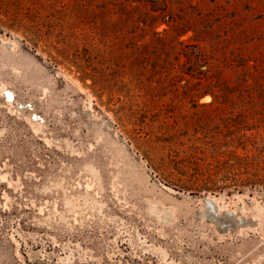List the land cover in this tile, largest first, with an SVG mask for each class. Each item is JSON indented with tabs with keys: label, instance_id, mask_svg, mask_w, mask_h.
Wrapping results in <instances>:
<instances>
[{
	"label": "rangeland",
	"instance_id": "1",
	"mask_svg": "<svg viewBox=\"0 0 264 264\" xmlns=\"http://www.w3.org/2000/svg\"><path fill=\"white\" fill-rule=\"evenodd\" d=\"M0 264H264V0H0Z\"/></svg>",
	"mask_w": 264,
	"mask_h": 264
},
{
	"label": "bare ground",
	"instance_id": "2",
	"mask_svg": "<svg viewBox=\"0 0 264 264\" xmlns=\"http://www.w3.org/2000/svg\"><path fill=\"white\" fill-rule=\"evenodd\" d=\"M4 92H5V91H4ZM7 96H8V98H9V99H11V98H12V95H11V93H10V92H8V91H7ZM19 106H20V105H19Z\"/></svg>",
	"mask_w": 264,
	"mask_h": 264
},
{
	"label": "trees",
	"instance_id": "3",
	"mask_svg": "<svg viewBox=\"0 0 264 264\" xmlns=\"http://www.w3.org/2000/svg\"><path fill=\"white\" fill-rule=\"evenodd\" d=\"M248 180H251V179H248ZM182 188V187H181Z\"/></svg>",
	"mask_w": 264,
	"mask_h": 264
}]
</instances>
